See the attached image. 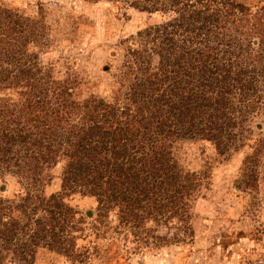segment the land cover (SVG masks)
Returning a JSON list of instances; mask_svg holds the SVG:
<instances>
[{
	"label": "trees",
	"instance_id": "1",
	"mask_svg": "<svg viewBox=\"0 0 264 264\" xmlns=\"http://www.w3.org/2000/svg\"><path fill=\"white\" fill-rule=\"evenodd\" d=\"M88 1L164 17L137 34L112 101L76 100L32 51L36 22L0 14V264H35L41 251L83 264L86 218L101 224L111 213L109 228L138 249L192 243V209L211 172L180 165L181 139L210 143L222 160L248 147L239 193L256 195L264 176V0ZM61 162V191L47 197ZM6 177L19 197L3 196ZM74 196L96 209L83 215Z\"/></svg>",
	"mask_w": 264,
	"mask_h": 264
},
{
	"label": "rangeland",
	"instance_id": "2",
	"mask_svg": "<svg viewBox=\"0 0 264 264\" xmlns=\"http://www.w3.org/2000/svg\"><path fill=\"white\" fill-rule=\"evenodd\" d=\"M3 11L18 14L21 23L36 22L39 43L32 51L55 77L73 84L78 101L92 96L112 101L120 96L124 64L137 34L164 20L161 14L122 9L110 1L0 0V14ZM106 66L111 70L106 71ZM249 152L245 147L222 160L206 141L176 142L173 153L183 168L211 172L210 185L192 209L194 241L142 250L130 235H117L109 228L117 227L115 213L101 224L86 218V232L77 242L87 257L83 264H264V176L254 196L239 193L234 186ZM64 165L61 162L49 171L43 189L47 197L61 191ZM4 181L8 189L3 196L19 197L22 188L17 180L6 177ZM68 203L83 215L97 207L95 199L80 196L69 198ZM35 264L82 263L41 251Z\"/></svg>",
	"mask_w": 264,
	"mask_h": 264
}]
</instances>
